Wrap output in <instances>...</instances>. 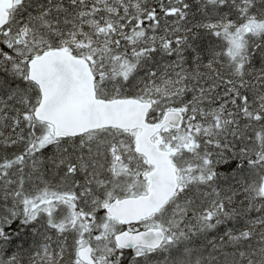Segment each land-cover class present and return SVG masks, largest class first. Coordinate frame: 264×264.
I'll use <instances>...</instances> for the list:
<instances>
[{
	"label": "snow or ice",
	"instance_id": "6c2138e0",
	"mask_svg": "<svg viewBox=\"0 0 264 264\" xmlns=\"http://www.w3.org/2000/svg\"><path fill=\"white\" fill-rule=\"evenodd\" d=\"M0 264H264V0H0Z\"/></svg>",
	"mask_w": 264,
	"mask_h": 264
}]
</instances>
